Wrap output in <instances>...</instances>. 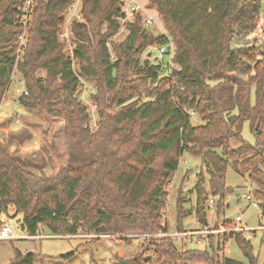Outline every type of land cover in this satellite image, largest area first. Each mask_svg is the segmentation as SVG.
I'll use <instances>...</instances> for the list:
<instances>
[{
    "label": "trees",
    "instance_id": "16d2710c",
    "mask_svg": "<svg viewBox=\"0 0 264 264\" xmlns=\"http://www.w3.org/2000/svg\"><path fill=\"white\" fill-rule=\"evenodd\" d=\"M74 1L34 0L32 21H21V0H10L0 12V101L18 68L28 91L18 103L45 121H62L65 136L63 150L46 138L52 166L58 167L51 173L50 165L19 156L0 142V225L1 214L14 208L15 216L22 215L20 229L30 236L43 227L60 236L167 232L163 216L168 189L185 153L201 157L210 177V193L203 173L194 186L195 214L201 222H207L209 194L222 199L229 192L231 166L255 185L253 195L264 212V56L254 45H233L237 37L256 30L264 17L263 1L149 0L167 32H147L138 13L124 23L127 36L112 44V53L108 42L121 28L122 2L81 0L83 21L71 23L76 44L71 55L59 34ZM23 29L28 46L18 59L17 38ZM150 45L166 46L165 55L174 46L177 69L166 75L161 62H141ZM234 73L246 75V81L225 80ZM82 80L96 87L95 124L80 98ZM193 110L204 123H192ZM246 122L254 142L243 137ZM233 140L240 145L234 147ZM182 203L179 197L180 230L183 218L192 214ZM215 237L204 250H178L168 237L153 247L161 264H259L243 233ZM230 239L248 263L217 255ZM148 248L141 244L139 253L144 256ZM36 258L16 250L10 264H33Z\"/></svg>",
    "mask_w": 264,
    "mask_h": 264
},
{
    "label": "rangeland",
    "instance_id": "374dc122",
    "mask_svg": "<svg viewBox=\"0 0 264 264\" xmlns=\"http://www.w3.org/2000/svg\"><path fill=\"white\" fill-rule=\"evenodd\" d=\"M9 1L10 0H0V12H2ZM21 1L22 3L17 6L20 12L19 17H22L25 6L30 3L32 7L28 18L32 21L34 0ZM131 1L135 3L133 0ZM262 1L264 8V0ZM81 8V0H75L65 11L64 15L66 19L63 31L59 34L60 40L66 45L65 50L71 55L76 47L71 23L73 20L83 21V18L81 19L78 17L82 14ZM126 8L127 5L123 2L122 11H126ZM146 8V10L142 8L138 11L143 17V23L144 19L149 17L152 18L150 23L143 24L146 31L153 34L166 33L167 30L163 18L156 7H151L148 3ZM135 17L136 16L132 17L131 20L127 18V20L133 21ZM119 21L121 23L120 30L112 36L110 42H108L112 53H114L112 44H118L124 41L128 33L126 25H124L125 21L122 19ZM106 28L107 26L104 24L102 26V31H105ZM22 31L28 33L26 29H23ZM233 45L239 47L254 45L259 49L261 54L260 57L264 56V17L253 33L245 35L244 37H237L233 42ZM173 49L174 46L171 51L169 50L164 57L160 58L158 57L154 46L150 45L141 55V62L145 61L147 58L156 64L161 62L163 66V74L168 75L172 73L173 70L177 69V65L172 61L171 54ZM18 70V68L15 70V75L11 77L9 83L6 84L7 86L1 94L0 142L4 145H12L10 147L11 151L19 156L28 158L40 165H50L47 167L48 173L55 172L58 167L54 165L55 168H53L52 166L53 163L51 162H53V159L45 149L46 138L53 139L60 146L59 149L63 150L65 148V136L63 131L64 124L60 120H54L51 118L50 121H45L36 114L27 112L26 109L18 103L20 95L15 98L8 93L3 98L7 88L15 91H19L22 88H20L16 82V77L20 76L21 73ZM38 75L44 77L46 76V72L39 71ZM246 79V75L234 73L225 80L234 83H241L245 82ZM81 83L80 98L87 105L91 113L92 124H95L98 119L96 105L92 100V95L96 92L95 84L94 82L87 80H82ZM210 83L214 84L215 82ZM251 89L252 103H254L256 85H252ZM192 112L191 120L194 125L204 123L198 113L194 110ZM235 113L237 112L235 111ZM243 137L250 142H254L255 140L249 122L244 124ZM232 145L238 147L240 144L233 140ZM232 160L233 157H230V161ZM62 165L59 164V168ZM200 173L205 175V188L210 193V177L206 173V167L202 158L185 153L179 170L176 173V177L168 189L169 194L163 216V220L169 224V230L167 232L170 234L176 232L182 233V235L188 234L187 237L181 236L173 239L168 236H162L163 231H158L156 233L150 232L149 238L132 235V233H144L138 231H125L103 235L81 234L74 236H60L53 235L50 230L44 227L40 229V234L32 237L28 235L27 232L17 229V239L0 240V264H10L16 257V250H19L23 254L29 252L35 253L37 258L33 264H123V261L125 264H161V259H159L161 256L155 252L156 249H154L155 246L153 247V244L160 243L162 239L166 237L176 243L175 245L178 250H181L182 247L185 249H208L210 243H201L199 241V235L197 234V232H199L198 230H201L205 225L195 214L196 192L194 191V186L197 182V175ZM227 185L229 187V192L224 198L221 199L220 196L209 194L210 197L207 202L208 210L206 215L207 223H210V225L215 228H219L221 224L226 227H231L233 219L237 215L242 214V223L255 230L253 232L254 235L250 238L253 245V252L258 257V263L264 264V229L260 228L261 225H264V217H259V214L261 213L260 206H255L243 196L248 192V194L253 195L255 185L249 181L245 174L237 173L232 166L229 167ZM179 197H182L183 199L182 208L185 211H191L192 213L183 218L184 230L178 229ZM212 198L215 200L213 203L210 202V199ZM15 214L14 208H11L7 213L1 214V216L4 218V221L12 219L20 222L22 215L15 216ZM231 235L233 236L234 234ZM215 236L217 235L214 234L211 236L210 242L212 238H216ZM141 244L147 248L149 247L144 251V256L143 253H139ZM217 255L220 257L225 256L234 258L248 263L246 256L235 239L227 241L224 250L220 251ZM134 258L136 261H133ZM137 258H139V260H137ZM180 264L185 263L182 262ZM187 264H207V262L204 260H197Z\"/></svg>",
    "mask_w": 264,
    "mask_h": 264
},
{
    "label": "built area",
    "instance_id": "2783aa9c",
    "mask_svg": "<svg viewBox=\"0 0 264 264\" xmlns=\"http://www.w3.org/2000/svg\"><path fill=\"white\" fill-rule=\"evenodd\" d=\"M122 4L124 2V4L127 5L126 11L123 12V14H125L124 17L120 16V20H124L125 22L127 21V18L131 20L132 17L136 16V14H138L139 9L141 10L142 7L139 4H135L133 3L131 0H121ZM31 7L32 5H30V3L28 5L25 6L24 10H23V15L21 17V21L25 22L28 18V15L30 14L31 11ZM128 14V15H127ZM79 18L82 19V14H80V16H78ZM151 17L144 19V23H150L151 22ZM26 32H20L18 34V47L16 50V54H17V58L19 59V57H22L23 54L26 51V48L28 46V39L26 36ZM172 45V44H171ZM155 50L157 51V55L158 57L162 58L164 57L165 53H166V46L163 47H157L154 46ZM15 70H17V68L14 69L13 73H12V77L15 75ZM16 82L18 83V86H20V90L19 91H15L12 89L7 88L6 89V93L3 96V98L6 96V94L10 93L11 95H13L15 98L18 95H21L22 93L27 95L28 91L26 89V85H25V79L23 77V75L20 73V76L16 77ZM22 85V86H21ZM191 114H193V112L191 111ZM248 200H251L252 203L255 206H259V201L257 199H255V197H253L251 194L246 195L245 196ZM210 202L213 203L215 202V200L212 198L210 199ZM260 218L264 217V212L261 210V213L259 214ZM243 217L242 215H237L233 221H232V226L231 227H226L225 225L221 224V226L219 228H215L214 226H211L210 223H207L204 225L203 228H201V230H198L199 232H197V234L199 235V241L201 243L207 242L210 243V238L212 235L216 234V235H227L230 236L231 234H237V233H243L247 239H250L254 234L253 232L255 230L251 229L250 227H248L246 224H243ZM260 228L264 229V225H261ZM17 229H20V225L18 223V221H14L12 219H9L7 221H4L3 224L0 225V240H11V239H17L18 235L16 233ZM132 235H135L137 237H143V238H149V232H144L143 234H135L132 233ZM168 236L170 238H176V237H181V236H185L187 237V235H182V233L176 232L174 234H170L168 232H163L162 236ZM34 237V236H32ZM161 237V236H159ZM227 244V243H226Z\"/></svg>",
    "mask_w": 264,
    "mask_h": 264
},
{
    "label": "crops",
    "instance_id": "0c3cea01",
    "mask_svg": "<svg viewBox=\"0 0 264 264\" xmlns=\"http://www.w3.org/2000/svg\"><path fill=\"white\" fill-rule=\"evenodd\" d=\"M135 3H137V4H139L143 9H147L146 8V6H147V4L149 3V0H133ZM12 145H9V147H11ZM16 154V153H15ZM249 193V192H248ZM248 193H245L243 196H244V198H246L245 196L246 195H249ZM253 196V195H252ZM254 197V196H253ZM247 199V198H246ZM248 200V199H247ZM250 201V203H252V201L251 200H249ZM240 215H242V214H240Z\"/></svg>",
    "mask_w": 264,
    "mask_h": 264
},
{
    "label": "water",
    "instance_id": "95a60500",
    "mask_svg": "<svg viewBox=\"0 0 264 264\" xmlns=\"http://www.w3.org/2000/svg\"><path fill=\"white\" fill-rule=\"evenodd\" d=\"M123 264H125V262L123 261Z\"/></svg>",
    "mask_w": 264,
    "mask_h": 264
}]
</instances>
